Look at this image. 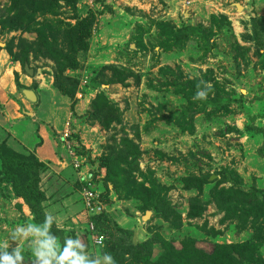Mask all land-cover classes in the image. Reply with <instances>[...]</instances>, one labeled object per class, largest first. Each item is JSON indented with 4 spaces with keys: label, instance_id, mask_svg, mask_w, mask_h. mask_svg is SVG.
Instances as JSON below:
<instances>
[{
    "label": "rangeland",
    "instance_id": "obj_1",
    "mask_svg": "<svg viewBox=\"0 0 264 264\" xmlns=\"http://www.w3.org/2000/svg\"><path fill=\"white\" fill-rule=\"evenodd\" d=\"M49 2L48 12L35 13L36 26L14 29L8 18L14 5L23 4L0 0V53L19 71L18 95L45 83L53 89L56 71L73 59L78 67L71 74H80V80L68 79L65 87L72 94L69 117L77 113V127H82L73 126L72 148L83 151L85 162L80 172L71 160L56 172L72 191L69 186L66 193L53 189L55 173L39 183L45 214L54 216L61 232L60 246L67 238H79L89 260L98 255L87 244L90 219L80 213L85 185L76 182L90 180L102 187L105 170L99 159L107 156L115 178L114 161L124 173L106 186L107 214L114 218L106 223V243L124 239L121 231H126L134 242H168L180 252L181 264H264V0ZM88 20L86 46L80 44L73 54L70 35L83 31ZM25 64L33 76L24 71ZM199 91L206 98H197ZM47 106L44 120L61 130L66 109L56 112L59 108ZM88 114L92 122L86 121ZM50 123L44 144L69 150ZM130 151L134 157H128ZM1 167L0 161V172ZM204 175L207 184L197 183ZM127 178L139 185L137 199ZM215 185L233 190L241 208H226L213 199ZM146 214L149 218L142 220ZM30 223L43 224L14 184L0 181V246L9 243V253L21 247L24 260L33 261L28 241L11 240L16 228ZM122 244V258L128 260V245Z\"/></svg>",
    "mask_w": 264,
    "mask_h": 264
},
{
    "label": "trees",
    "instance_id": "obj_2",
    "mask_svg": "<svg viewBox=\"0 0 264 264\" xmlns=\"http://www.w3.org/2000/svg\"><path fill=\"white\" fill-rule=\"evenodd\" d=\"M30 1L42 2V6L36 5V4L34 5V2H30ZM21 2L23 4L22 8H19V6H15V5L12 8V10L14 9V12H13L14 15L8 18V25L10 26V28L30 29L36 26L35 13L48 12L46 10V7L48 10L51 9L50 7L51 4L49 0H21ZM29 9L31 10L29 11ZM35 9H38L39 11H36ZM38 25L39 24H37V26ZM80 25L82 26V23H80ZM84 26H86V28H84L83 31L76 30L75 33H72V35H70L72 40H70V43H69L70 47L68 48V50L73 52V54H76L78 50L82 49V46L80 44L84 45L83 43H85V46H86V43H87L86 41L90 36L91 24H89V20H88V23ZM42 41L44 43V40ZM182 41H185V38L182 39ZM67 58L68 57H65L64 61H66ZM72 61L73 62L71 65L62 66L63 68H60L59 72L56 71V74H55L56 82L54 83L55 90L58 93H60L62 96L67 97L68 99L72 98V94L70 93V90H68L65 87V82L70 81L68 79H71V80L73 79L76 81L80 80V74H75V75L71 74V72H75L78 70V67L74 59ZM25 65H28V64H25ZM67 70H70L69 74L73 76H70V75L69 77L65 76ZM92 80L93 82H95V79L92 78ZM89 84H90V81H89ZM83 118L84 120L83 119L82 120L85 121V117ZM91 120H94V119L92 116H89L88 114V116H86V121H91ZM184 120L185 119L183 118L182 121ZM179 123L181 122H176V124H179ZM76 151H77V155L83 158V155H84L83 151L82 150H79V151L76 150ZM127 155L128 157H134V154L131 151ZM0 161L2 164V167H1L2 170L0 172V181H5L8 183L14 184L18 192L22 195L26 203L30 206L35 217H37L43 223L45 220V216H46L45 211L42 207V203L45 201V195L43 194V192L40 191L39 183H40L42 175L47 171V168L44 167V165L40 163L33 155L31 157V154L24 155V154L13 151L11 148H9L6 145L5 141H0ZM91 164H93V162H91ZM119 165L120 164L118 162L114 161V167L116 170H118L117 178H115L116 176L113 175V173H111V170H110V166H111L110 159L107 156H104L101 160L99 159V167L105 170V173H104L105 178L103 179V182L101 183L102 187L100 186V188L98 189L101 193L103 202L107 206V211L97 216H90L89 219H90V222L93 224L94 233H98L103 236L108 235L106 234L107 232H105V230L106 231L108 230V225L106 223L109 222V220H112L114 222V218L110 214H107L111 203L109 201V196L107 194L108 190L106 189L107 188L106 186L112 183L113 181L112 179H115L116 181H118L117 179L120 180L123 177L124 172L122 171V169L120 168L121 166ZM98 171L99 169H97L96 171H93L94 173L92 175L93 182H94V179L96 178V175H98ZM204 176L198 178L196 180L197 183L207 184L206 175ZM126 181H129L126 184H133L132 193H134L133 194L134 198L137 199L138 198L137 194L140 193V189H138L139 185H137L136 183L135 185L134 182H131L128 178L125 180V182ZM115 184L117 185L119 184V182H116ZM77 185L83 186L85 185V181L83 182L79 180L76 182V186ZM93 185L95 188H97L95 184ZM54 186L56 185L54 184ZM60 188L61 189H59L58 191H61L63 189V186H60ZM140 188H142V185H140ZM114 190L116 192L115 188ZM122 192L123 190H120V194ZM212 194H213L212 195L213 199L214 197H216V199L221 204H223L226 208L232 207L233 210L241 208L240 201L237 198L233 190H227L223 188L217 190V185H215L213 187ZM219 202L217 203L219 204ZM58 232L59 231L56 229L54 224H52L49 230V235L57 238ZM121 233L124 234L125 236L124 239L115 238L113 240L112 239L109 240L107 243L104 240L102 245H96L93 243L91 239L92 231L91 232L87 231V234H88L87 244L89 245V249H94L93 247H95L96 253L98 255H102L104 253L111 254L116 264H123V261L126 262L125 264H181L183 263V258L182 259L178 258V257H181L179 255L180 252H175L174 250H172L171 245L166 241H162L159 239L156 240L154 238L153 239L147 238L146 240L141 241V242H134L131 239V235L129 232L121 231ZM61 237H63V235ZM122 243H126L128 245L129 250L128 251L125 250L126 253L129 254L128 260H124L122 258L124 254V250L123 248H121V245L124 247V244ZM62 247H63V244L61 245V248ZM85 251H86V248H85ZM182 252L183 254H185L184 250ZM171 256H174V257L172 258L170 262L168 257H171ZM235 259L237 261L239 260V258H236V257Z\"/></svg>",
    "mask_w": 264,
    "mask_h": 264
},
{
    "label": "crops",
    "instance_id": "obj_3",
    "mask_svg": "<svg viewBox=\"0 0 264 264\" xmlns=\"http://www.w3.org/2000/svg\"><path fill=\"white\" fill-rule=\"evenodd\" d=\"M7 59V56L4 58L3 53H0V141H5L6 145L17 153L24 155L34 154L40 163L46 164L49 169L42 175V178H45V181H47L50 175H54L56 172L60 173L59 169L65 167L70 161V158L66 150H51L49 144H44V140H49L46 127L49 122H51V128L58 136L60 144H62L63 141L60 136L68 120H72V127L78 128L77 130L82 128L81 125L77 127L78 122L76 118H78V114L75 112L76 115L73 116L72 114V116L69 117L71 113L69 111V99L62 96L54 88L52 89L50 83L38 86V90L24 88L33 91L36 95L35 105L24 98L21 93L23 89L20 90L18 95L15 80L16 77H19L18 81L21 82L22 78L20 77L17 67ZM78 94L81 95V93H76V95L81 98ZM48 104H52L53 107L59 108L56 112H61L63 109H66L64 117H62L60 122V125L62 124L61 130L54 121L46 122L44 120L48 117L45 112ZM53 116L56 119L55 114H53ZM40 138L43 140L40 141ZM71 140L72 142L74 141L73 135L71 136ZM62 161L64 162L62 163ZM60 164L63 165V167ZM68 176L71 177L72 173H69ZM62 177H64V175ZM62 177H57L56 174L53 180H50L56 185L52 186L53 189L59 190L61 189L60 186H63L61 191L66 193L67 186L70 187V184L65 182L66 184L64 185ZM71 188L72 187H70V191H72ZM67 213L65 216H67ZM80 213L81 215L82 213L86 214L84 209L83 212Z\"/></svg>",
    "mask_w": 264,
    "mask_h": 264
},
{
    "label": "clouds",
    "instance_id": "obj_4",
    "mask_svg": "<svg viewBox=\"0 0 264 264\" xmlns=\"http://www.w3.org/2000/svg\"><path fill=\"white\" fill-rule=\"evenodd\" d=\"M206 95L205 91H199L197 98L203 99L206 98ZM54 219V216L48 213L42 226L37 227L30 223L26 227H18L11 233V240L28 241L37 264H101V262L103 264H116L113 256L108 253L97 255L89 260L87 255L90 254H85L84 245L79 238L75 240L72 238L65 239L61 248L57 238L49 235V228ZM8 248L9 243L0 246V264H21L24 259L23 249L16 247L9 253Z\"/></svg>",
    "mask_w": 264,
    "mask_h": 264
},
{
    "label": "built area",
    "instance_id": "obj_5",
    "mask_svg": "<svg viewBox=\"0 0 264 264\" xmlns=\"http://www.w3.org/2000/svg\"><path fill=\"white\" fill-rule=\"evenodd\" d=\"M78 95L81 96L80 94ZM72 130V124L70 123V121H67V123L65 124V128L61 134V139L69 148V150L66 151L71 160L72 167L74 168V170L80 172V169L82 168L85 161H83V158L78 156L77 151L73 150L72 148ZM81 197L84 211L88 217L97 216L107 211V206L102 200L100 191L98 190V188L94 187L93 183L90 180L85 181V186L82 189ZM90 228V232L92 231L91 239L93 243L96 245H102L104 242V237L102 235L94 233L92 223H90Z\"/></svg>",
    "mask_w": 264,
    "mask_h": 264
},
{
    "label": "water",
    "instance_id": "obj_6",
    "mask_svg": "<svg viewBox=\"0 0 264 264\" xmlns=\"http://www.w3.org/2000/svg\"><path fill=\"white\" fill-rule=\"evenodd\" d=\"M238 10V12H240L242 10V7L239 6L238 4H236L235 6ZM24 71L30 75V76H33L34 72L31 68H29L28 65H24ZM21 93L22 95L24 96V98L29 101V102H32V103H35L36 101V95L34 94L33 91L29 90V89H23L21 90ZM149 218V215L146 214L142 217V220H147ZM21 264H37V262L35 260H22L21 261Z\"/></svg>",
    "mask_w": 264,
    "mask_h": 264
}]
</instances>
